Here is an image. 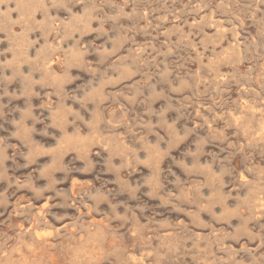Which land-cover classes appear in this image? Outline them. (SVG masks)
I'll list each match as a JSON object with an SVG mask.
<instances>
[{
  "label": "clouds",
  "instance_id": "9594fccd",
  "mask_svg": "<svg viewBox=\"0 0 264 264\" xmlns=\"http://www.w3.org/2000/svg\"><path fill=\"white\" fill-rule=\"evenodd\" d=\"M178 4L183 7L174 10ZM214 7L227 13L229 23L259 25L246 39V58L254 62L252 71L259 70L264 93V0H0V198L31 185L34 198L52 194L67 205L72 194L61 189L73 176L94 179L102 190L111 174L117 199L127 196L132 205H117L114 211L108 200L98 201L96 187L76 185L80 206L107 209V227L78 217L83 239L69 234L64 251L87 248L84 264H132V253L138 254L137 264L140 258L146 264H264V222L256 221L257 215L264 217V211H256L264 208V95L251 88V73H230L229 79L260 107L258 114L243 112L238 126L230 118L224 124L225 131L237 129V142L228 151L242 157L241 180L230 162L209 158L205 149L216 141L206 127H184L183 114L204 95V76H182L183 64L166 63L174 49L191 44L179 24L167 28L162 23L165 17L180 19ZM188 27L195 31L198 26ZM220 139L232 138L217 133ZM181 143L189 149L183 163L168 162L179 177L187 173L185 179L161 167ZM138 169L147 175L135 182ZM20 173L28 175L18 181ZM210 175L221 190L225 177L235 186L232 204L250 218L246 232L218 225L212 213L216 205L204 191L211 190ZM123 183L131 192L117 187ZM105 195L111 200L112 193ZM162 200L168 205L164 214L176 218L168 224L152 218L148 207ZM186 209L209 214L208 223L187 216L185 224L179 223ZM248 240L259 245L239 249ZM66 264L80 261L73 257Z\"/></svg>",
  "mask_w": 264,
  "mask_h": 264
},
{
  "label": "rangeland",
  "instance_id": "374dc122",
  "mask_svg": "<svg viewBox=\"0 0 264 264\" xmlns=\"http://www.w3.org/2000/svg\"><path fill=\"white\" fill-rule=\"evenodd\" d=\"M172 7L174 10L178 11L183 5L178 4ZM161 14L162 13H157V15ZM13 18H15V16ZM229 19L225 11L214 7L211 10L204 8L199 13H190L187 16H181L180 19L173 16H166L162 23L165 24L167 28H171L174 24H179L180 28L187 34L185 37L186 43L191 44L190 48L181 46L180 48L174 49L176 54L168 57L166 63L175 62L176 64H183V68L178 69L180 75L183 76L187 73L195 72L198 75H203L206 81L205 86H202L204 95L200 97L199 103L189 108L187 112L183 114L186 121L184 127L189 131L206 127L208 130L207 134L211 135L213 140L216 141V143L207 146L205 149L211 154L209 158L219 157L221 161L230 162L233 169H239L240 179L244 180L245 173L241 168V155L228 151V148L237 142L235 138L237 129L229 128L225 131L224 124L226 119L230 118L231 121L238 126L242 120L243 112L248 110L258 114L260 111L259 105L255 102L251 94L246 90H242L237 83L229 79L230 73L236 75L239 73H251L254 77L251 88L255 93L264 95V93H261L262 84L259 70L252 71L254 62L251 61L250 58H246V39L249 35L253 37L256 35V29L259 25L249 26L248 23L244 22L237 24L236 21L229 23ZM188 25H197L198 27L193 31ZM241 28L244 30L242 31ZM153 35H155V33H153ZM177 38V36H173L172 40L176 41ZM159 40L160 43H164L163 32L160 33ZM153 43H156V41L153 40ZM157 59L163 60L164 57H158ZM209 79L211 80V84L208 83ZM160 106L159 102L155 105L157 108ZM233 109L237 110L233 111ZM217 133H219L221 137L228 135L232 139L227 143L223 139L217 140ZM194 134L200 136L202 140L206 138L205 136H201L200 133ZM160 135L163 137L165 134L160 132ZM257 135H259V133H257ZM244 143L245 140L243 136H241L239 140L240 146L243 147ZM186 151H189V149H185L182 143L179 144L178 147L164 159L161 163V167L171 168L179 177L176 168L168 161L171 160L183 163V161H181V156ZM9 154H11V151ZM216 167H219V165ZM9 175L15 174L9 172ZM26 175L28 174L20 173L17 175V180H22ZM84 175L87 176V174ZM146 175L147 170L138 169L133 180L139 182L141 178ZM179 178H187V173H185V177ZM95 179L98 180L101 179V177L97 176ZM209 179L211 180V190L206 189L204 191L216 205V207L212 209V213L217 217L218 225L223 222L227 225H231L237 233L246 232L249 228L250 218L244 215L242 209H236L232 204V199L236 196L237 192L235 186L228 185L226 183L228 178L225 177V186L223 190H221L216 187L217 179L214 175H210ZM78 183H87L88 185L96 187L98 201L103 202L108 200V207L112 208L114 211L117 210V205H119V208L132 207V205L128 203L127 196H125L124 199H117L116 192L112 187L114 181L111 178V174H108V176L103 179L102 190L101 185H97L94 179H81V177L73 176L68 188L61 189L62 191H68L72 194V199L68 201L67 205L63 199L52 194H47L44 198H34L31 185L27 188H20L15 191L14 195H9L6 200L0 198V264H66V262L73 257L80 261V264H84L88 258L87 248L77 252L65 253L64 246L68 243L69 234L78 235L83 239L82 234L77 231V224L80 223V221L76 219L78 217H84L90 224H100L107 227L108 225L105 220L107 209L99 207L96 212H93L89 207L80 206L78 201L81 197L76 194V185ZM117 187L120 188L122 192H131V189L127 187L126 183L117 184ZM171 190V188L168 189L169 192H171ZM106 193H112L111 200L105 195ZM32 195L33 198H31ZM35 199L36 202H34ZM141 203H146V201L142 198ZM2 205L3 207L1 208ZM43 205L44 207L47 206L48 221L46 222L48 223H39L33 230L28 231L30 222L40 214L39 211H41ZM167 206V201L163 200L162 203L153 202L148 204V207L153 210L152 218L162 224H168L174 221L176 219L175 216L164 214V210ZM256 211L257 213L262 212L264 208H257ZM102 212L104 215L101 214ZM119 214L123 215V213ZM186 216L191 218L194 223L199 222L201 224H207L209 221V214H198L192 209H186L183 211L179 223L185 224L187 222L185 219ZM126 218L127 217H125V219ZM238 220L239 223L237 222ZM256 221L264 222V217L257 215ZM219 230L221 232L225 231L224 228H220ZM255 230L256 229H254V231ZM125 231H127V229H125ZM199 234L200 233H198V235ZM38 235H43L41 240L36 239ZM258 245V240H248L246 243L240 242L238 247L242 250L245 247H254ZM230 247L235 249L237 245L231 244ZM21 248L22 250L24 249V253L21 251ZM54 259L55 261H53ZM137 259L138 254L132 253V264H137ZM26 261H28V263ZM140 264H146V262L140 258Z\"/></svg>",
  "mask_w": 264,
  "mask_h": 264
},
{
  "label": "bare ground",
  "instance_id": "6f19581e",
  "mask_svg": "<svg viewBox=\"0 0 264 264\" xmlns=\"http://www.w3.org/2000/svg\"><path fill=\"white\" fill-rule=\"evenodd\" d=\"M31 198H33V195H32V197ZM37 199V198H36ZM36 199H35V201L34 202H36ZM39 199V198H38ZM28 200V199H27ZM34 200V199H33ZM47 200H48V198H47ZM38 201V200H37ZM50 201V200H49ZM18 202V201H17ZM18 204V203H17ZM42 204V203H41ZM23 206V205H22ZM3 207V205L1 206V208ZM7 207V206H6ZM47 207V206H46ZM46 207H44V205L42 206V209H41V211H39L40 212V214H38L37 215V217L35 218V219H33L31 222H30V225H29V227H28V231H30V230H33L34 229V227H36L39 223H44V224H46V223H48V222H46V221H48V219H47V208ZM19 209V208H18ZM51 210V209H50ZM50 210H48V211H50ZM79 210V209H78ZM24 211V210H23ZM22 211V212H23ZM27 212H29V211H27ZM26 212V213H27ZM49 213V212H48ZM28 215V214H27ZM23 216V215H22ZM25 216V215H24ZM29 217V216H28ZM30 220V219H29ZM28 221V220H27ZM25 223V222H24ZM27 223V222H26ZM65 223V222H64ZM43 225V224H42ZM65 225V224H64ZM48 226V225H47ZM62 227V226H61ZM42 228V227H41ZM69 228V227H68ZM27 229V228H26ZM45 229V228H44ZM44 229H43V231H44ZM47 229V228H46ZM42 230V229H41ZM68 230V229H67ZM51 231V230H50ZM58 231V230H57ZM60 231V230H59ZM62 231V230H61ZM52 232H53V230H52ZM38 233V232H37ZM44 233V232H43ZM62 234V233H61ZM44 235V234H43ZM43 235H38V236H36V239H42V236ZM25 236V235H24ZM45 238V237H44ZM47 238V237H46ZM66 238V237H65ZM18 239V238H17ZM55 239H57V238H55ZM19 240V239H18ZM45 240V239H44ZM29 241V240H28ZM32 241H34V240H32ZM51 241V240H50ZM55 241V240H54ZM35 242V241H34ZM37 242H39V241H37ZM36 242V243H37ZM40 243V242H39ZM17 244V243H16ZM34 244V243H33ZM3 246V245H2ZM2 248V247H1ZM11 249V248H10ZM18 249V248H17ZM24 250V249H23ZM22 250V248H21V251H23ZM44 251H46V250H44ZM43 251V252H44ZM50 252H51V250H50ZM2 253V252H1ZM23 253H24V251H23ZM35 253V252H34ZM33 253V254H34ZM15 254V253H14ZM31 255V254H30ZM30 255H29V257H30ZM3 256V255H2ZM8 256H10V255H8ZM19 256V255H18ZM40 256L42 257V255L40 254ZM50 256V255H49ZM74 256V255H73ZM80 256V255H79ZM15 257V256H14ZM20 257V256H19ZM23 257V256H22ZM28 257V256H27ZM16 258V257H15ZM70 258V257H69ZM81 258V257H80ZM11 259H13V258H11ZM31 259V258H30ZM17 260V259H16ZM25 260V259H24ZM26 260H27V258H26ZM29 260V259H28ZM32 260V259H31ZM31 260H30V262H31ZM81 260V259H80ZM34 261V260H33ZM45 261V260H44ZM53 261H55V259L53 260ZM12 262V261H11ZM27 263H28V261H26ZM29 262V263H30ZM42 262V261H41ZM48 262V261H47ZM51 262H52V260H51ZM57 262V261H56ZM57 263H59V262H57ZM65 263V262H64ZM9 264V263H8ZM31 264V263H30ZM48 264V263H47Z\"/></svg>",
  "mask_w": 264,
  "mask_h": 264
}]
</instances>
